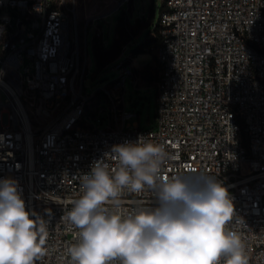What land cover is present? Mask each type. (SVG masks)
Masks as SVG:
<instances>
[{
    "label": "built area",
    "instance_id": "obj_1",
    "mask_svg": "<svg viewBox=\"0 0 264 264\" xmlns=\"http://www.w3.org/2000/svg\"><path fill=\"white\" fill-rule=\"evenodd\" d=\"M159 29L158 122L142 128L127 121L135 113L122 93L100 88L108 107L84 92L87 47L84 58L72 0H0V180H14L31 218L48 224L35 264H70L78 230L61 218L82 195L81 177L98 161L115 169L113 146L141 137L163 146V176L203 173L227 188L226 230L248 264H264V0H165ZM116 66L120 89L137 75L128 58ZM158 206L153 190H124L118 210Z\"/></svg>",
    "mask_w": 264,
    "mask_h": 264
},
{
    "label": "clouds",
    "instance_id": "obj_2",
    "mask_svg": "<svg viewBox=\"0 0 264 264\" xmlns=\"http://www.w3.org/2000/svg\"><path fill=\"white\" fill-rule=\"evenodd\" d=\"M112 153L116 168L96 162L61 218L78 230L67 249L70 264H248L240 236L226 230L234 205L221 182L190 175L195 172L163 176V146L142 137ZM146 188L156 193L158 207L118 210L124 190ZM31 216L16 182L0 180V264H35L45 255L48 224Z\"/></svg>",
    "mask_w": 264,
    "mask_h": 264
},
{
    "label": "rangeland",
    "instance_id": "obj_3",
    "mask_svg": "<svg viewBox=\"0 0 264 264\" xmlns=\"http://www.w3.org/2000/svg\"><path fill=\"white\" fill-rule=\"evenodd\" d=\"M76 7L77 20L82 33L85 58L87 47V71L84 79V92L95 96L92 104L110 106L106 95L98 90L108 86L115 93H122L125 108L135 114L128 119L129 124L138 122L142 128L157 127L156 86L154 80L144 75V69L154 67L156 47L147 43L153 33L164 8V0H128L118 6L120 0H72ZM99 16L97 20L94 17ZM122 16V20L119 18ZM88 27H87V26ZM119 30L116 31V27ZM124 29H126L124 31ZM99 30L101 33L98 34ZM116 39L114 41V38ZM104 44L105 59L100 65L96 60L94 42ZM115 42L120 49L111 46ZM128 58L133 64L137 76L127 75L121 88L116 87L117 80H122L121 70L116 66L122 59ZM136 63L138 67H136ZM150 70V73H154ZM147 72V71H146ZM149 72V71H148ZM106 115V112L102 113ZM106 118L102 126L106 125Z\"/></svg>",
    "mask_w": 264,
    "mask_h": 264
},
{
    "label": "trees",
    "instance_id": "obj_4",
    "mask_svg": "<svg viewBox=\"0 0 264 264\" xmlns=\"http://www.w3.org/2000/svg\"><path fill=\"white\" fill-rule=\"evenodd\" d=\"M164 6H165V0H164ZM164 9V8H163ZM119 20H122V16L119 18ZM119 30V27L117 25L116 27V31ZM126 29H124L125 31ZM116 39V36L114 38V41ZM153 43L155 45V47L159 44L160 42V29H159V21L158 23L155 25L154 27V31L152 34L149 35L148 39H147V43ZM111 46H116L117 49L121 48V45L115 42L112 43ZM94 48H95V55H96V60L98 62V64H102L103 61L107 58H105V54L103 53V49H107L106 47H104V44L100 45L98 42H94ZM145 67H149L148 70L145 68L144 69V75L148 76L150 80H154V82H156L157 78H158V73H159V67L154 66V67H150V66H145ZM155 68H158V70H156V72L154 73H150V70L154 71ZM147 71V72H146ZM149 71V72H148ZM101 93V92H100Z\"/></svg>",
    "mask_w": 264,
    "mask_h": 264
},
{
    "label": "crops",
    "instance_id": "obj_5",
    "mask_svg": "<svg viewBox=\"0 0 264 264\" xmlns=\"http://www.w3.org/2000/svg\"><path fill=\"white\" fill-rule=\"evenodd\" d=\"M133 64H134V62H133ZM136 67H138L137 63H136Z\"/></svg>",
    "mask_w": 264,
    "mask_h": 264
}]
</instances>
